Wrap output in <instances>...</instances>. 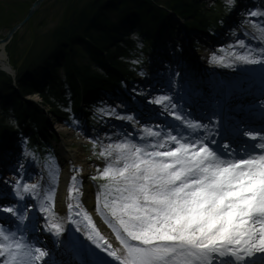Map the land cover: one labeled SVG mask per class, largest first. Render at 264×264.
Here are the masks:
<instances>
[{"label":"rangeland","instance_id":"obj_1","mask_svg":"<svg viewBox=\"0 0 264 264\" xmlns=\"http://www.w3.org/2000/svg\"><path fill=\"white\" fill-rule=\"evenodd\" d=\"M35 1V0H34ZM33 0H0V34L4 35L8 32L11 26L21 21L25 17L26 11H28V5L34 2ZM97 0H48L44 3L39 11L35 14L32 20L26 26L19 29V33L15 36L12 43L10 44V52L14 53V59L20 64L30 56V52L37 54L41 52L44 46L48 45L52 41L53 32L56 28L61 25L63 20L72 19L76 17L77 21L80 17L74 16V12L78 11L82 15V18L86 15V11L89 9L97 8L93 6ZM242 4L240 8L235 10V13L231 16L232 30L227 33L224 32L223 39H213L212 37H201L200 42L196 49L189 46L186 39L179 34L175 41L162 39L160 43V49L156 52L153 57L156 59L155 63H151L148 66L145 65L143 68H147V72L144 76H138L137 81L134 84H128L126 92L122 91V94L116 99L106 100L100 96L101 102H103L104 112H107L111 107L115 106L116 112L121 116H132L133 120L131 125L124 126V122L105 120V124L102 126L101 118L95 115L92 120H85L79 126V130L65 128L62 122H60L52 114H48L47 119L49 124L52 126L54 132L60 136V143H58L57 154L61 157V175L64 171V165H68L67 168L75 169L76 175H80L79 180L75 179L76 186H90L89 198L90 205H96V209L91 207V216L97 218L100 216L103 220L108 221L111 226H115L116 230L120 229L114 219H111L106 209L102 205L101 191L98 186V182L101 178L102 170L112 164L113 167H118L119 164L115 160V152L112 156H100V153L104 151L109 145H114L122 141H130L137 144L138 146L147 147L149 151H166L173 150L176 146L174 142V148L171 144L164 143L167 141V136L163 137L160 130H156L152 125L148 123H135V112L119 110L125 109L130 103H133L134 107L142 109L145 105L148 110H169L171 111L172 104L178 98L186 97L193 100L194 93H204L206 99L212 100L214 106L219 104L217 94L222 93L223 87L235 86V83L241 84L245 82L246 75L250 73L256 74L258 70L264 72V62L258 64H244L240 63L237 58L239 56L248 55L252 59H264V0H239ZM210 4V1L208 2ZM32 5V4H31ZM30 7V6H29ZM27 9V10H26ZM26 10V11H25ZM87 11V12H88ZM257 12V16L249 15L251 12ZM85 13V14H84ZM81 18V19H82ZM224 31V30H223ZM11 52V53H12ZM169 59V60H168ZM167 60V62H165ZM211 63V64H209ZM160 64L162 68L156 70L154 65ZM235 64L234 68H228L226 65ZM166 65H168L166 67ZM144 68V69H145ZM165 82L167 85L164 87L162 83ZM191 84V90H188L186 85ZM184 88V95L176 94L180 88ZM202 89V91H198ZM131 89H134L132 91ZM175 89V90H174ZM196 91V92H195ZM127 95V96H126ZM167 96L169 99L165 100L162 104L156 105L155 103H146L147 99L153 101L161 99ZM36 101H41L39 96H34ZM121 98H125L124 101ZM217 99V100H216ZM88 105V104H87ZM84 106H86L84 104ZM241 107V106H238ZM142 112V111H141ZM114 117H111L113 119ZM175 121H180L183 124V116ZM190 122V121H189ZM195 121L189 123L193 125ZM120 125V126H119ZM124 127V128H123ZM127 127L140 128L141 133H135L131 130L127 131ZM112 129V131L106 130ZM123 128V130H121ZM137 130V129H136ZM177 130V129H176ZM127 133H132L140 138V141L135 140L133 137H129ZM149 131H158L161 137L153 138L149 135ZM170 135L177 137V140L182 144H191L193 147H198L199 144L196 142L192 143L189 139H182L185 134L181 137L176 135L174 131ZM164 140V141H163ZM163 144L164 146L169 144L168 148H152L151 145ZM69 150L73 154L65 157V152ZM13 152V151H12ZM11 151L9 153H12ZM194 157H198L196 161L185 160V162L178 161L176 159L162 158L165 163L173 165V171L182 172L183 179L186 181H195L196 175L193 172L190 173V164L197 166L200 170L208 169L216 166L212 156L209 154H195ZM16 163L12 165L14 168L11 177L7 173L0 174V193H7L14 198H19L15 193L16 182L19 181L20 189L23 190L25 184L36 185L50 188L54 187V182H50L47 179V171L43 168L42 163H31L30 159L21 161L18 159V155L14 156ZM174 160V161H173ZM182 163V164H181ZM186 163V164H185ZM22 166V167H21ZM190 170V171H189ZM214 173H221L219 169H212ZM7 174V175H6ZM74 173L69 172L68 185L73 182ZM217 176V175H216ZM96 179H93V178ZM11 179V181H9ZM61 181V179H60ZM60 183L57 182V187ZM59 188V187H58ZM58 190V189H56ZM36 195L39 202L42 205L47 206V202L42 197V192L35 188ZM26 195V193H23ZM37 202V205L41 204ZM45 203V204H43ZM50 206V204H49ZM53 213L51 214V221L57 222V216H59L61 208L56 203L51 204ZM219 211L214 208L207 207L206 203L199 205L198 209L186 211L183 214H177L172 217L171 221H167L169 226L173 228H190L193 225L200 228L201 231H211L213 223L220 224L231 214H228L227 208ZM215 214V215H213ZM209 221V222H206ZM59 223V222H57ZM229 228V225L225 224L220 232H225ZM122 231V230H121ZM118 240V239H117ZM0 242H3L0 238ZM120 241H117L111 248L116 249L121 253L123 245ZM4 261L5 258H0Z\"/></svg>","mask_w":264,"mask_h":264},{"label":"snow or ice","instance_id":"obj_2","mask_svg":"<svg viewBox=\"0 0 264 264\" xmlns=\"http://www.w3.org/2000/svg\"><path fill=\"white\" fill-rule=\"evenodd\" d=\"M249 15L257 16L258 13L253 11ZM139 47L143 48V44ZM237 60L244 64L264 62V59H252L248 55L239 56ZM226 67L234 68L235 64ZM140 75L143 76L144 73L141 72ZM185 87L191 90L192 85ZM179 94H185L183 87L179 89ZM168 99L167 96L155 101L149 98L146 103L160 105ZM261 103L264 104V101ZM105 115L117 120H133L130 115H118L115 106ZM192 127L200 129L202 134L211 132L206 142L200 143L198 147L182 144L176 136L169 135L164 143L176 142L178 146L173 150L149 151L147 147L122 141L109 145L100 153L103 157L112 156L115 152V160L119 164L118 167L108 164L100 175L107 181L105 190L111 189L112 202L105 207L111 210L112 216L122 226V231L117 229V238L123 249L117 255L116 251L110 250L108 242L101 243L103 237L98 238L92 230L86 232V237L114 261H120L121 264H175L178 259L181 264H226L227 259L231 258L232 264H249L256 257L264 256V191L259 188L256 190V199L242 209L245 216L244 226L241 228L226 232H217L215 229L201 231L195 225L190 228H173L167 223L177 214L198 209L202 203H206L209 208L221 210L240 200H246L243 190L231 183L221 182L210 175L199 180L186 181L182 172L173 171V165L163 161L162 158L182 161L197 153L210 155L216 152L213 148L219 142L220 117L202 120ZM149 135L153 138L161 137L158 131H149ZM245 135L256 141V144L247 158L242 159H248L249 163L264 161V133L247 132ZM22 140L27 143V138L22 137ZM163 146L158 143L150 147ZM223 147L226 150H235L227 141ZM72 179L75 180L76 177ZM35 188L36 185L25 184L21 191L17 181L15 193L23 200V193H34ZM31 210V205H27L25 211L17 215L18 209L0 205V212L11 214L16 221L15 225L9 227V234H5L4 227H0V238L3 240L0 242V258H5L3 264H45L52 256L51 249L45 246L47 236L54 237L57 249L64 246L63 241L68 230L61 223L48 222L50 217L43 214L48 213L49 209L43 206L36 209L33 215L38 212L41 214L39 219L44 222L36 223L32 227L31 232L35 236L29 234L30 239L35 240L39 246L33 248L22 242L12 228L20 229L24 222L30 220L32 217L27 212ZM72 223L75 224V221ZM133 241L136 243H131ZM74 259L77 264H88L82 250H76ZM55 264L63 262L57 260Z\"/></svg>","mask_w":264,"mask_h":264},{"label":"trees","instance_id":"obj_3","mask_svg":"<svg viewBox=\"0 0 264 264\" xmlns=\"http://www.w3.org/2000/svg\"><path fill=\"white\" fill-rule=\"evenodd\" d=\"M235 1L97 0L93 5L97 8L87 10L84 18L74 12L79 21L76 17L63 20L51 43L37 54L31 51L20 66L9 47L18 75L15 83L11 74L0 70V147L19 137L22 148L34 154L44 151L47 166L55 172L50 144L57 136L50 132L41 105L50 107V113L65 123H76L83 100L100 92L118 93V85L135 81L143 72L148 45L155 47L162 36L174 37L179 32L175 14L184 19L190 37L194 31L217 33L222 26L228 27L227 15ZM32 94H40L43 103L27 100Z\"/></svg>","mask_w":264,"mask_h":264},{"label":"bare ground","instance_id":"obj_4","mask_svg":"<svg viewBox=\"0 0 264 264\" xmlns=\"http://www.w3.org/2000/svg\"><path fill=\"white\" fill-rule=\"evenodd\" d=\"M4 35L0 34V38H3ZM8 48L9 44H6L3 42L0 45V69H4L6 71H10L11 73L14 74V68L12 66L11 62V57L10 53H8ZM237 84V83H235ZM229 89V88H227ZM225 97H229L228 94H225ZM140 108V107H139ZM138 125V124H137ZM65 128H68L67 126L64 125ZM67 153L69 156L73 154L71 151L67 150L65 152V157H67ZM192 156V155H191ZM194 158V155L192 156ZM195 159V158H194ZM221 163H223V169L228 173H233L235 178L242 177L244 173L242 174V171H236L233 167H228L226 166L229 165L230 159H224V162L222 160L217 159ZM68 165H64V171L62 174V181L60 184V190L58 192L57 196V203L58 207L61 208V212L59 213L58 216V222L64 226L65 229L68 230V233L63 241L66 249L74 256L76 250H82L84 251L87 259H88V264H106L105 260H102L101 254L96 251L95 245L92 244L91 241H89L86 237V232L89 230H92L95 235L98 237H103V240L105 237L108 238V234H106L105 231L101 230V227H98L97 223L92 220H90V198L87 193H90V186L87 187H82L80 185L79 187L76 186V182L73 180L68 185V176L69 172L74 173L76 179H79V175H76V170L67 168ZM192 166V165H191ZM225 172V173H226ZM218 178L217 180H220L221 182L224 181L226 182V176L225 174L218 173ZM242 174V175H241ZM215 178V176H213ZM244 178V176L242 177ZM245 179V178H244ZM227 183V182H226ZM235 184V183H234ZM263 184V185H261ZM235 185H239L236 184ZM254 186V192L256 193V190L259 188L260 190L264 191V182H254L252 183L251 181V186L250 188L244 189L241 185L239 189L245 190V195L246 191H250ZM262 186V187H261ZM88 199V200H87ZM255 198L253 196H247L246 195V200H240L236 204H233L230 206L231 208V214L228 216L225 220H223L218 228H214L217 232H220L222 227L225 226V224L229 225L230 227L227 229V231L232 229V226L238 225L241 226L242 222L244 221V215L245 213L242 211V207L238 208V203H243L244 205H247V203H250L254 201ZM71 206V207H69ZM229 207V206H228ZM245 207V206H244ZM226 207H224L225 209ZM229 208V209H230ZM229 211V213H230ZM90 215V216H89ZM215 215V214H213ZM72 221H75V224L72 223ZM209 222V221H206ZM244 226V225H243ZM242 226V227H243ZM105 236V237H104ZM46 238L50 239V243L54 244V237L53 236H47ZM103 240H101L103 242ZM101 251V250H100ZM76 261V260H75Z\"/></svg>","mask_w":264,"mask_h":264},{"label":"water","instance_id":"obj_5","mask_svg":"<svg viewBox=\"0 0 264 264\" xmlns=\"http://www.w3.org/2000/svg\"><path fill=\"white\" fill-rule=\"evenodd\" d=\"M48 0H36L32 6L30 7V11L28 15L23 19V21L19 22L16 26H14L11 30H9L8 34L3 38H0V45L5 42L9 44L13 39L14 35L19 32V29L24 27L27 23H29L30 19L35 16V14L39 11L40 7ZM8 72V71H7ZM11 73V70L8 72ZM12 74V73H11ZM16 75V74H14Z\"/></svg>","mask_w":264,"mask_h":264}]
</instances>
